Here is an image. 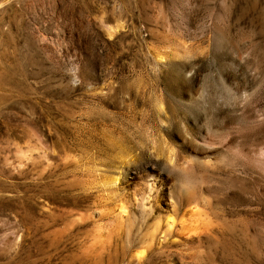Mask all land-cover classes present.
<instances>
[{"label":"rangeland","instance_id":"obj_1","mask_svg":"<svg viewBox=\"0 0 264 264\" xmlns=\"http://www.w3.org/2000/svg\"><path fill=\"white\" fill-rule=\"evenodd\" d=\"M0 264H264V0H0Z\"/></svg>","mask_w":264,"mask_h":264},{"label":"bare ground","instance_id":"obj_2","mask_svg":"<svg viewBox=\"0 0 264 264\" xmlns=\"http://www.w3.org/2000/svg\"><path fill=\"white\" fill-rule=\"evenodd\" d=\"M126 165L130 166L131 162L127 160ZM126 169L127 168L125 169L123 168L122 171ZM111 182L115 184L116 181L115 179H112ZM162 184H163V181L161 179V176L155 173H151L141 178L140 182H137V184L134 186L133 194L135 195V197L137 196V198L139 199L138 205L143 210H149L150 212H153L155 205L156 207L158 206V204L160 203V197H161V193L163 189ZM117 188H120V187H117ZM153 203H154V206L151 205ZM173 206L174 204L172 203V204H164V206L160 207L166 211L165 223L170 226H172L175 223L173 218L170 217L169 215V211L173 210Z\"/></svg>","mask_w":264,"mask_h":264}]
</instances>
